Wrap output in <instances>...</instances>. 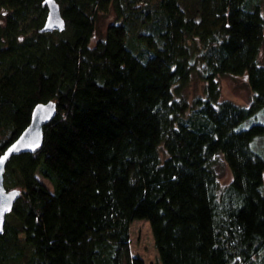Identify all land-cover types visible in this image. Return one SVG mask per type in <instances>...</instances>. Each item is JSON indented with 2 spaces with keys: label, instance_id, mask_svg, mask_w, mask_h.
Instances as JSON below:
<instances>
[{
  "label": "trees",
  "instance_id": "16d2710c",
  "mask_svg": "<svg viewBox=\"0 0 264 264\" xmlns=\"http://www.w3.org/2000/svg\"><path fill=\"white\" fill-rule=\"evenodd\" d=\"M43 1L0 0V154L56 103L7 162L0 264H145L134 219L161 264H264V0H56L65 28L47 32Z\"/></svg>",
  "mask_w": 264,
  "mask_h": 264
},
{
  "label": "water",
  "instance_id": "95a60500",
  "mask_svg": "<svg viewBox=\"0 0 264 264\" xmlns=\"http://www.w3.org/2000/svg\"><path fill=\"white\" fill-rule=\"evenodd\" d=\"M43 6L47 8V16L42 32L63 30L65 20L61 14L60 5L56 0H44ZM56 114V103H38L32 110L29 125L22 133L0 154V233L3 232L6 216L20 195L18 188L7 189L4 185V172L8 160L23 152H32L43 144L44 125Z\"/></svg>",
  "mask_w": 264,
  "mask_h": 264
},
{
  "label": "rangeland",
  "instance_id": "374dc122",
  "mask_svg": "<svg viewBox=\"0 0 264 264\" xmlns=\"http://www.w3.org/2000/svg\"><path fill=\"white\" fill-rule=\"evenodd\" d=\"M113 18V14L99 17L95 34L96 38L104 34L106 25ZM260 59L264 61V48L260 51ZM219 82L222 98H229L241 104L249 102L251 93L242 77L224 75L219 78ZM202 92L203 83L198 79H194L185 89L188 97H192L194 94H201ZM130 235V250L132 254H139L145 264H161L150 223L147 219H134L130 225Z\"/></svg>",
  "mask_w": 264,
  "mask_h": 264
}]
</instances>
